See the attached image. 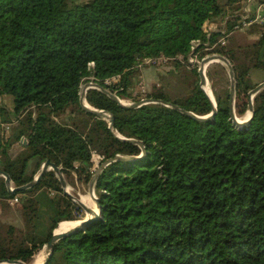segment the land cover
<instances>
[{"label":"trees","instance_id":"trees-1","mask_svg":"<svg viewBox=\"0 0 264 264\" xmlns=\"http://www.w3.org/2000/svg\"><path fill=\"white\" fill-rule=\"evenodd\" d=\"M238 8L236 0H0V97L12 98V109L0 101V171L19 186L48 159L67 183L88 184L92 152L100 162L134 156L102 168L94 184L100 213L60 237L46 264H264V87L243 124L230 118L229 89L216 88L215 75L225 72L219 62L206 67L216 111L205 120L160 101L122 105L89 87L87 102L112 114L113 131L79 100L84 80L127 99L145 57L180 54L170 69L188 83L185 93L170 94L162 81L147 96L209 113L213 105L186 56L192 39L222 34L207 35L205 20L219 26L227 17L230 30ZM247 31L256 32L251 42L236 43L233 31L217 50L233 65L236 115L246 112L257 84L249 71L264 70V32ZM117 74L116 84L104 81ZM16 141L22 149L11 155ZM14 196L28 228L8 224L0 232V259L31 262L59 221L84 216L53 168L14 191L0 174V198Z\"/></svg>","mask_w":264,"mask_h":264},{"label":"water","instance_id":"water-1","mask_svg":"<svg viewBox=\"0 0 264 264\" xmlns=\"http://www.w3.org/2000/svg\"><path fill=\"white\" fill-rule=\"evenodd\" d=\"M221 61L228 70V74L230 77V87H229V100H228V105H229V112H230V118L233 120V122L237 123V124H243V123H247L253 114V96L255 95L256 92H258L262 87H264V80L258 82L253 88H251L248 91L249 97H248V112L249 114L243 118L242 121H239L237 118V115L235 114V109H234V101H235V87H236V79H235V73H234V69H233V65L231 64V62L228 60L227 57H225L223 54L221 53H211L205 57H203L200 61V66L198 68V75H199V86L200 88L206 93V95L209 97L212 105H213V109L207 113V114H197L191 110L185 109L184 107L176 104V103H172L169 101H165V100H160V99H154L151 97H146L143 100H135V101H131V102H124L122 101L119 96L117 95V93L111 91L110 89H108L107 87H104L102 85H99L97 82L92 81V80H88L85 83H83V85L80 84V89H79V100H80V104L82 105V107L87 110L90 111L94 114H97L99 116H102L103 118H105L106 120L109 121V126L110 128L114 131V119L112 114L102 108H97L94 107L92 105H90L86 98H85V93L87 91V89L89 87H96L98 89H100L101 91H103L105 94H107L108 96H110L112 99L118 101L120 104L122 105H129V106H137L140 105L142 103H146V102H155V101H160L163 102L166 105L172 106L174 108H176L177 110H179L182 113H185L187 115L192 116L193 118L197 119V120H205L207 118H210L214 115L215 111H216V101L214 99V101L211 99L209 93H207V91L205 90V88L203 87L204 84H208L207 82V77L205 76V65H207L209 62L211 61ZM116 135H118L120 138L122 139H128V140H133L132 138H125L124 136L120 135L119 133L116 132ZM141 147H142V151L144 152L145 148L143 146V144L141 143V141H137ZM134 156H122L120 154H116L115 157L112 158H107L104 159L103 161H101L98 165V167L93 170L91 177L88 181V185H89V192L90 195L93 199V201L95 202V205L97 207V211H93L92 207H90L89 205H87V203H85L80 197H77L76 195L72 194L71 192H69L66 189V185L68 184L67 181L65 180L63 174L61 173L60 170V166L55 165L53 162H51L50 160L46 159L42 162L40 171L38 172V174L36 175V177H34L31 181L19 185V186H13L12 188H10V184H11V179L9 178V175L5 172L0 171L1 175H4L5 177V183L6 186L8 187V189L10 191H14L15 189H22V188H27L29 186H31L33 183H35L44 173L47 169L49 168H53L58 177L59 180L61 182V186L63 187L64 192L68 193L69 195H71L72 199L77 201L84 209V211L86 212V216H83L82 218H80L81 221L74 223L72 226H70L69 228L62 230V231H55V229L52 232L51 237L49 238V240L43 244V248H44V258L43 260L39 263V264H46V262L48 261L50 255L53 252V245L54 243L62 236L69 234L71 232L76 231L77 229L85 226L88 221L98 215L100 213V207H99V203H98V198L94 192V184L95 181L100 173V171L102 170V168L108 164L109 162H111L112 160L118 159V160H126V159H131ZM77 163L79 162L78 160L76 161ZM88 169H90V166H87ZM79 220V219H78ZM60 222V221H59ZM58 222V224H59ZM0 264H27L26 262H24L23 260L20 259H0Z\"/></svg>","mask_w":264,"mask_h":264},{"label":"rangeland","instance_id":"rangeland-1","mask_svg":"<svg viewBox=\"0 0 264 264\" xmlns=\"http://www.w3.org/2000/svg\"><path fill=\"white\" fill-rule=\"evenodd\" d=\"M250 34L251 35L253 34V36H250ZM254 38H256V32H249V35H248V33H244V32L239 31V32H236L233 34L234 41L236 43H239V44L249 43ZM216 62L221 63L225 68L223 78H221L218 75H215V79H214V81H216V83H215L216 88L223 92L224 90H226V88L229 89V87H230V83H231L230 77L228 74L227 67L221 61L214 60V61L209 62L208 64L212 65L213 63H216ZM208 64H207V66H208ZM145 68L146 69L147 68L152 69L155 74L162 72L159 70H163V73H165V75H164V77L161 76V81H165L166 90L170 94L174 95V94L185 93L187 86H188V83L185 81V79H181V76H177V75L173 74L172 70L170 69L171 68L170 66L165 65V66L159 67V69H158V67H156V66L144 65V66L139 67L138 73L134 76L133 86L131 88H129V93H130L129 95L130 96L127 99H123V98L119 97L124 102L131 101V100L135 101L137 99L138 95L136 93H138V90H137L138 89V82L140 80H142L146 83L147 79H149V77H150V76L141 77L140 73H142V71ZM205 72H206V70H205ZM156 76L157 75H153L154 79H156ZM249 76H250L252 82L258 83V82L264 80V70H262L260 68H252L249 71ZM157 78H158V76H157ZM86 81H88V80L82 81L81 85H83V83H85ZM208 83H209V86L211 87V82L209 79H208ZM149 84H147V89L145 92L146 96L148 95L149 92H151V90L153 88H158L161 86L160 83H158V84L156 83V80L149 81ZM211 90H212V87H211ZM113 92H115V91H113ZM212 94H213V91H212ZM213 98L215 99L214 94H213ZM0 101H2V105H7L11 102L10 96L7 94L2 95L0 97ZM10 109H12V108H10ZM247 112H248V109L246 110V112L243 115H237V117L244 118L246 116ZM21 149H22V144L20 142L16 141V142L12 143V145L10 146L9 153L11 155H16L18 152H20ZM34 161H35V158H31L28 160L27 165H26V172L27 173H29L32 166H34ZM68 185L70 186V189L69 190L67 189V190L69 192H71L72 194L76 195L77 197H80L85 203L90 205L91 202H93V199H92L90 192H89V185L88 184H85V183L79 181V182H75L74 185H71V184H68ZM9 199L10 198H0V232H4L6 229V226L8 224H13V225H15L21 229L28 228V225L25 222V219H24V216H23V213L21 210V203L18 200L16 202H12ZM93 204H94V202H93ZM93 208L95 211H97V207L95 205ZM84 216L87 217L85 211H84ZM72 222H74V221H72ZM42 250H44L43 247H41V249H39V251L34 255L32 261L27 263V264H39L38 261H39V256L41 253L37 257V259L35 258V256ZM34 258H35V260H34Z\"/></svg>","mask_w":264,"mask_h":264},{"label":"built area","instance_id":"built-area-1","mask_svg":"<svg viewBox=\"0 0 264 264\" xmlns=\"http://www.w3.org/2000/svg\"><path fill=\"white\" fill-rule=\"evenodd\" d=\"M236 3L239 4V8L235 12L234 20L232 22V28L230 30H227L228 29L226 23L227 17H225L221 21L219 26H216L209 20L204 21L203 26L205 29L208 30L207 35H209V33L212 30H218L222 34L219 36L217 40H214L212 42L209 41V38L205 41H201L200 38L192 39L191 50L186 56V61L189 64V66L191 67L196 66L198 70L201 59L211 53H219L217 50L225 43L226 35L230 34L233 31H246L250 27H256L261 32H264V0H236ZM201 51H205V53L202 56L200 55ZM173 59H178L180 61H183V56L180 54L172 57L163 54L158 56H149V57H145L137 66L138 67L144 65L170 66L171 63L170 61ZM206 67L207 65H205L204 72L206 70ZM205 76H206V72H205ZM119 79H120V75L117 74L105 78L104 81L107 84H116L119 81ZM207 82H208V78H207ZM146 89H147V84L144 81L140 80L138 82V89H137L138 93H136L138 97L136 100H143L147 97L145 94ZM131 101H127V102H131ZM15 121L16 119L12 118V123H14ZM1 125L5 129H8L11 125V122H1ZM6 139H7V134L5 133L2 134V142L6 141ZM91 160H92L91 170H95L100 163L101 155L96 152H92ZM36 175L34 177H36ZM13 186L14 185L11 182L9 187L12 188ZM9 200L12 202H16L18 200V197L14 196L11 197Z\"/></svg>","mask_w":264,"mask_h":264},{"label":"bare ground","instance_id":"bare-ground-1","mask_svg":"<svg viewBox=\"0 0 264 264\" xmlns=\"http://www.w3.org/2000/svg\"><path fill=\"white\" fill-rule=\"evenodd\" d=\"M203 87L205 88V90L207 91V93H209V95H210V97H211V99L214 101V98H213V94H212V90H211V87L208 85V84H204L203 85ZM122 100V99H121ZM123 101V100H122ZM249 114V112H247V114H246V116ZM245 116V117H246ZM244 117V118H245ZM238 118V120L239 121H242L243 120V118H240V117H237ZM66 189H70V186L67 184L66 185ZM94 202V201H93ZM93 202H91V206L90 207H92V209H93V211H95L94 210V205H95V202H94V204H93ZM88 205V204H87ZM96 206V205H95ZM81 221V220H80ZM65 222V221H64ZM77 222H79V221H75V222H65V223H62V222H59V224H58V228H56L55 229V231H62V230H65V229H67V228H69L70 226H72L74 223H77ZM60 223H62V224H60ZM41 254H40V256H39V263L43 260V258H44V250H42L41 252H40Z\"/></svg>","mask_w":264,"mask_h":264},{"label":"crops","instance_id":"crops-1","mask_svg":"<svg viewBox=\"0 0 264 264\" xmlns=\"http://www.w3.org/2000/svg\"><path fill=\"white\" fill-rule=\"evenodd\" d=\"M244 33H248V35H249V31H247V32H244ZM250 36H253V34L251 35L250 34ZM249 38V37H248ZM149 66V65H148ZM150 68V67H149ZM149 68H145L143 71H142V73H140V75H141V77H144V76H150L149 77V79H147V84H149V81H151V80H156V83L158 84V83H161L162 81H161V76L162 77H164V75H165V73H163V70H159V71H162V72H159V73H157V74H155L154 72H153V70L152 69H149ZM158 70V69H157ZM153 75H157L158 76V78H157V76H156V79H154V77H153ZM153 77V78H152ZM158 79V80H157ZM150 85V84H149ZM10 100H11V102L9 103V104H7L6 105V107L8 108V109H10V108H12V98H11V96H10ZM69 184V183H68Z\"/></svg>","mask_w":264,"mask_h":264}]
</instances>
